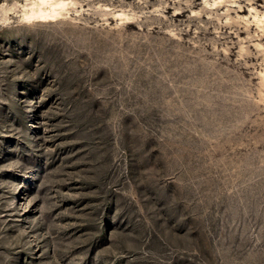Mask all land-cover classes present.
I'll use <instances>...</instances> for the list:
<instances>
[{
  "label": "rangeland",
  "instance_id": "1",
  "mask_svg": "<svg viewBox=\"0 0 264 264\" xmlns=\"http://www.w3.org/2000/svg\"><path fill=\"white\" fill-rule=\"evenodd\" d=\"M65 1L0 0V264H264V2Z\"/></svg>",
  "mask_w": 264,
  "mask_h": 264
},
{
  "label": "bare ground",
  "instance_id": "2",
  "mask_svg": "<svg viewBox=\"0 0 264 264\" xmlns=\"http://www.w3.org/2000/svg\"><path fill=\"white\" fill-rule=\"evenodd\" d=\"M255 1L258 2L259 0ZM262 1L264 2V0ZM66 4L65 0H34L24 12L23 17L26 20L38 22L54 20L59 16ZM239 11L242 10L240 9Z\"/></svg>",
  "mask_w": 264,
  "mask_h": 264
}]
</instances>
